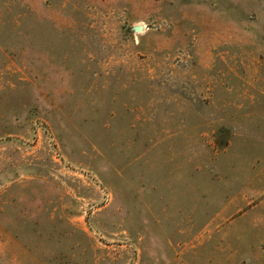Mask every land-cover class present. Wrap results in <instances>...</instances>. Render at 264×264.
Here are the masks:
<instances>
[{
  "label": "rangeland",
  "instance_id": "obj_1",
  "mask_svg": "<svg viewBox=\"0 0 264 264\" xmlns=\"http://www.w3.org/2000/svg\"><path fill=\"white\" fill-rule=\"evenodd\" d=\"M0 264H264V0H0Z\"/></svg>",
  "mask_w": 264,
  "mask_h": 264
},
{
  "label": "water",
  "instance_id": "obj_2",
  "mask_svg": "<svg viewBox=\"0 0 264 264\" xmlns=\"http://www.w3.org/2000/svg\"><path fill=\"white\" fill-rule=\"evenodd\" d=\"M134 30L135 31H140L141 30V26L140 25L134 26Z\"/></svg>",
  "mask_w": 264,
  "mask_h": 264
}]
</instances>
